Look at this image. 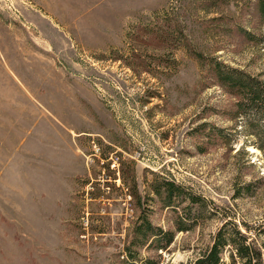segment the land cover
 <instances>
[{"label":"rangeland","instance_id":"374dc122","mask_svg":"<svg viewBox=\"0 0 264 264\" xmlns=\"http://www.w3.org/2000/svg\"><path fill=\"white\" fill-rule=\"evenodd\" d=\"M196 52L264 82L255 0H0V264H130L143 209L173 239L133 264H189L226 221L264 225L255 116ZM161 179L199 203L166 206Z\"/></svg>","mask_w":264,"mask_h":264},{"label":"trees","instance_id":"16d2710c","mask_svg":"<svg viewBox=\"0 0 264 264\" xmlns=\"http://www.w3.org/2000/svg\"><path fill=\"white\" fill-rule=\"evenodd\" d=\"M255 7L261 20H264V0H255ZM195 58L198 62H204L207 67L213 71L217 83L226 88L230 93L238 97V106H240L241 114L247 117L253 114L255 120L248 123L251 133L256 138L257 147L264 152V82L258 78L252 77L236 68L217 61L213 58H206L202 53L196 52ZM251 186H245L237 189L235 196H241V190H250ZM152 192L160 196L162 202L169 206L173 203V199L188 197L191 205L198 204L200 197L196 195L186 194L184 188L167 179L155 181L151 185ZM237 225L233 221H226L224 225L217 231L213 237L209 247L193 262L189 264H264V248L263 243L257 240L259 235L264 236V225L250 227L245 221H241ZM228 224V227L226 226ZM182 222L179 223L177 230L186 229ZM133 234L130 244L125 247L126 260L133 264L136 261V251L134 246H156L157 249L165 248L173 239V232L162 231L160 227L153 226L148 219V214L143 209L137 216V222L133 225ZM228 246L229 261L223 260L222 251ZM125 263V261L123 262ZM147 264H152L147 261Z\"/></svg>","mask_w":264,"mask_h":264}]
</instances>
